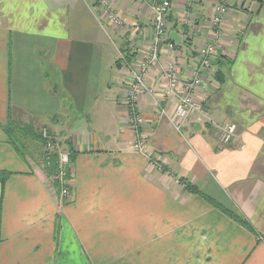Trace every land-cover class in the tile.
Masks as SVG:
<instances>
[{
    "label": "crops",
    "instance_id": "1",
    "mask_svg": "<svg viewBox=\"0 0 264 264\" xmlns=\"http://www.w3.org/2000/svg\"><path fill=\"white\" fill-rule=\"evenodd\" d=\"M100 1L0 0V173L9 174L0 182V264H264V0H169V36L180 39L172 53L155 44L146 0H105L120 28ZM217 2L235 12L216 72L197 92L204 117L178 133L174 98H160L162 71L173 57L185 75L198 63ZM154 45L158 65L145 80L157 95L138 110L164 164L148 170L129 150V70L116 62L122 48L131 62ZM9 115L31 135L16 137L25 151L6 137ZM227 123L237 133L223 146ZM42 129L72 154L69 200L59 201L42 167Z\"/></svg>",
    "mask_w": 264,
    "mask_h": 264
},
{
    "label": "built area",
    "instance_id": "2",
    "mask_svg": "<svg viewBox=\"0 0 264 264\" xmlns=\"http://www.w3.org/2000/svg\"><path fill=\"white\" fill-rule=\"evenodd\" d=\"M193 1L186 0L189 6ZM172 5L169 0H162L160 4L151 2L149 11L155 30L156 42L166 45L168 53L175 51V45L169 40V30L166 28V17ZM235 11L228 8L224 3L217 2L213 7V14L208 21L209 39L207 44L199 50L198 63L186 75L182 73L180 63L173 57L163 68V92L161 100L173 97L175 105L171 119L172 127L176 132H180L181 124L189 117L198 115L204 117L203 101L198 96V89L206 80V77L213 74V67L217 64L218 54L224 45V26L226 17ZM110 23L118 26V19L109 15L106 17ZM153 48L146 55L139 65V68L129 66V79L127 89L124 93L123 107L125 112V122L131 131L132 141L129 150L146 160L147 169L155 170L163 166L164 160L154 154L153 148L148 143V137L142 131L144 121L138 110V103L141 98L157 95L155 86L146 83V75L158 65V50ZM163 114V110L160 111ZM237 127L233 123H227L219 128V142L223 146L229 145L235 138ZM40 137L43 143L44 161L43 168L48 169L53 166V174L49 177L50 184L57 186L56 195L59 201L69 200L71 197V159L69 151H62L56 145L53 137L47 129H42ZM53 156L55 163L51 164Z\"/></svg>",
    "mask_w": 264,
    "mask_h": 264
},
{
    "label": "trees",
    "instance_id": "3",
    "mask_svg": "<svg viewBox=\"0 0 264 264\" xmlns=\"http://www.w3.org/2000/svg\"><path fill=\"white\" fill-rule=\"evenodd\" d=\"M127 52V50H124L123 48L121 49V53L122 55H124V57H122L121 59L125 60V65L126 66H129V64L131 63L130 62V58H132V56H128V55H125V53ZM120 60H118L116 62V64H119L120 63ZM125 67V66H123ZM120 68H122V66H120ZM18 123L12 121L10 115H9V119H8V122H7V125L6 127L4 128V132L6 134V137L7 139L9 140V142L14 146L16 147V149H18V147L16 146L15 142L13 141V137H14V132L15 131H18V132H21L22 134H24L25 136H31L29 133L27 132H24V130L22 128H19L18 127ZM33 134H35L33 132ZM17 136V134H16ZM32 138V137H31ZM36 139V138H35ZM70 152V151H69ZM56 157L53 156V158L51 159V164L53 165L55 163V160ZM70 159L72 160V154L70 153ZM43 161H44V153H43ZM72 162V161H71ZM48 171V176L50 177L52 174H53V166H51L50 168L46 169ZM9 174L8 173H5V172H1L0 173V182H1V185L3 186L4 182H5V179L6 177L8 176ZM54 190H58L57 189V186H54L53 187ZM194 189V188H193ZM194 193H197V190H193ZM198 194V193H197ZM201 198L206 201L208 204H210L212 207H214L215 209H219L221 210V212L223 214H225V216H227L230 220H232L233 222L237 223L238 225L242 226L243 228H245L247 231H249L250 233L254 234V230L253 228L244 221V219H242L241 217H239L238 215L236 214H233L229 211H226L224 209H220V207L218 205H216L215 203H213L210 199H208L207 197H205L204 195H200Z\"/></svg>",
    "mask_w": 264,
    "mask_h": 264
},
{
    "label": "rangeland",
    "instance_id": "4",
    "mask_svg": "<svg viewBox=\"0 0 264 264\" xmlns=\"http://www.w3.org/2000/svg\"><path fill=\"white\" fill-rule=\"evenodd\" d=\"M153 1V3H156V4H160L161 3V1L162 0H146V2H147V6H148V10H149V6H150V4H151V2ZM100 4H101V6H102V11H103V13H104V15H105V17H108L109 15H112L114 18L116 17L117 19H118V26L117 25H114L113 23H110L109 21V19H108V22L110 23V24H112V25H114V26H116L117 28H120V27H122V25H123V22H121V19L120 18H118V16L115 14V13H113V11H111L106 5H107V2L105 1V0H101L100 1ZM248 9H250L251 10V12H254V6H253V4H250V8H248ZM171 10H172V8H171ZM171 10L169 11V12H171ZM169 14V13H168ZM149 15H150V23H151V28H152V30H153V36H154V41L156 42V36H155V30H154V27H153V25H154V23H152V17H151V14H150V11H149ZM167 16H169V15H167ZM155 26V25H154ZM166 28H167V30H169V26H168V24H167V21H166ZM225 41V40H224ZM223 41V42H224ZM154 48H155V45H154ZM144 57L145 56H143L142 54L140 55V57L138 58V59H136V60H133V61H131V62H133V63H137L138 64V66L141 64V62L143 61V59H144ZM133 58V57H132ZM121 62H122V68H123V66H125V67H128V70H130L129 69V66H132V64L130 63L129 64V66H126L125 65V60H123V59H121ZM133 67V66H132ZM136 68V67H135ZM139 68V67H138ZM216 68V65L213 67V69H215ZM215 72H216V69H215ZM215 72H213V73H215ZM210 75H212V74H210ZM209 75V76H210ZM209 76H207V77H209ZM207 77H206V79H207ZM129 79V78H128ZM128 82V81H127ZM203 107V106H202ZM181 126H182V124H181ZM220 128V127H219ZM219 128H218V130H219ZM16 134H17V136H16ZM16 137H23V138H29L28 136H25L24 134H22L21 132H18V131H15L14 132V137H13V141L15 142V144H16V146L18 147V149L21 151H25L26 150V148L25 147H22L21 146V142L16 138ZM131 141H132V139H131ZM59 147V149L60 150H62V151H68V148H65V147H60V146H58Z\"/></svg>",
    "mask_w": 264,
    "mask_h": 264
},
{
    "label": "water",
    "instance_id": "5",
    "mask_svg": "<svg viewBox=\"0 0 264 264\" xmlns=\"http://www.w3.org/2000/svg\"><path fill=\"white\" fill-rule=\"evenodd\" d=\"M169 40L171 41V42H175L176 44H178L179 42H180V39H179V37L176 35V34H174V33H171L170 34V36H169ZM162 42H159L158 43V49H160V47L162 46Z\"/></svg>",
    "mask_w": 264,
    "mask_h": 264
}]
</instances>
